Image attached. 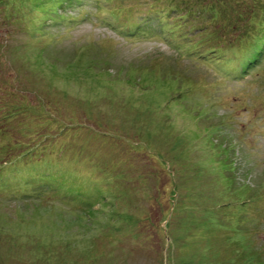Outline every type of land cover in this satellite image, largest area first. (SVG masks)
Segmentation results:
<instances>
[{
	"label": "rangeland",
	"instance_id": "obj_1",
	"mask_svg": "<svg viewBox=\"0 0 264 264\" xmlns=\"http://www.w3.org/2000/svg\"><path fill=\"white\" fill-rule=\"evenodd\" d=\"M33 2L0 8V264H264V57L160 37L180 0Z\"/></svg>",
	"mask_w": 264,
	"mask_h": 264
},
{
	"label": "trees",
	"instance_id": "obj_2",
	"mask_svg": "<svg viewBox=\"0 0 264 264\" xmlns=\"http://www.w3.org/2000/svg\"><path fill=\"white\" fill-rule=\"evenodd\" d=\"M108 1L112 2L114 0H107V2ZM96 2L97 5H99L101 0H96ZM179 3L180 5L175 4V8H172L171 6L169 9H166V7H164L165 11L160 12L159 10H156L154 11L156 14L148 15L151 21H154V19L159 21L158 25L161 28L158 34L160 37L167 36L174 37L175 39L177 33L179 36V30L181 29L182 24H179L177 19H175V14L174 16H170L172 12L176 11L179 16L178 19L181 21H192L193 19L199 21L202 19L204 22L207 17L208 21L204 25L203 29L205 30V33H208L209 35L214 34V40L219 43L218 46L212 47L214 49L208 50L211 53L210 57H204V54H202L203 59L205 58L204 60H207V64L213 65L212 63L218 61V55L221 53L220 51L223 48L231 49L234 52V55L243 54L241 57L242 59H240L241 61L239 60L243 64V71L248 70L252 64L264 57V0H180ZM28 4L37 5V3L33 2V0H0V8L2 7L3 10L17 8V10L20 11ZM171 10L172 12H170ZM110 12H113V10ZM167 17L171 20L167 21ZM111 19L114 20L112 17ZM222 21H228L229 25L226 27H222L220 24L217 25ZM200 26H202V24H200ZM198 27L199 25L195 26V30ZM122 30L124 31V29ZM131 33H133V31ZM166 41L171 46L177 47L176 44L168 40V38ZM181 43L184 44V46L186 45L182 41ZM180 47L177 48L180 49ZM184 50L189 53L190 56H196L195 52L197 50V45L193 47L194 51H189L190 49L186 50L185 47ZM239 61L237 64H239ZM242 64H239V66ZM229 67H232V69L229 70L231 72L237 73L239 70L238 68L234 69L235 65L225 66V69H228ZM225 73L229 74L230 72L227 71ZM8 118H11L13 121L15 115L9 116ZM6 123L1 125V131L5 130L4 124ZM3 133L6 136L5 131ZM34 148L20 154V157L23 158V160L30 159L31 157L35 158L36 155L32 154V151L35 150ZM17 161L18 160H16V158H11L3 164L4 166H7L8 169H11L12 167V169L18 170L22 167L18 166V168H15ZM29 172H31V170L22 173L31 175ZM56 175L57 176H53V178L55 177L57 180H47L49 184H54L55 189L61 185H69L68 181L72 178V176H67L65 174L61 175L59 173ZM56 181L59 182L57 183ZM13 184L17 185L18 182L14 181ZM30 196L31 195L28 194V197ZM126 225H129L128 222Z\"/></svg>",
	"mask_w": 264,
	"mask_h": 264
}]
</instances>
